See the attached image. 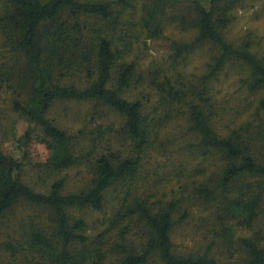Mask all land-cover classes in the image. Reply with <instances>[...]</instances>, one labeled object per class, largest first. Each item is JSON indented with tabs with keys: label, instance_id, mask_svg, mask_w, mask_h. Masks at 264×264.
Listing matches in <instances>:
<instances>
[{
	"label": "trees",
	"instance_id": "trees-1",
	"mask_svg": "<svg viewBox=\"0 0 264 264\" xmlns=\"http://www.w3.org/2000/svg\"><path fill=\"white\" fill-rule=\"evenodd\" d=\"M182 1L0 0V89L28 124L18 146L34 140L47 152L32 161L0 147V264H264V231H254L264 215V58L225 37L243 0H192L190 19L173 10ZM188 19L172 59L141 75L133 52ZM208 46L204 72L187 80L188 58ZM231 61L257 94L243 113L215 87ZM86 104L118 115V127L64 123V111ZM175 154L168 189H147L146 164ZM195 202L214 238L179 250L173 234ZM212 246L242 255L223 261Z\"/></svg>",
	"mask_w": 264,
	"mask_h": 264
},
{
	"label": "rangeland",
	"instance_id": "rangeland-1",
	"mask_svg": "<svg viewBox=\"0 0 264 264\" xmlns=\"http://www.w3.org/2000/svg\"><path fill=\"white\" fill-rule=\"evenodd\" d=\"M190 1L184 0L177 3L173 10L190 19V14L193 13L190 7ZM181 28H175L170 25L161 37L155 40H146V44H140L139 49L135 52L140 56L141 75L148 72L149 66H155L156 63L166 62L172 59L173 50L171 45L175 39H186L183 30L188 29L190 20ZM225 37L232 43L238 44L241 41H248L256 49L255 51L264 58V0H243L242 3L235 9L232 22L224 30ZM188 37V35H187ZM0 53L5 51L0 50ZM212 53L211 48L205 47L199 50L196 54L191 55L184 67V76L187 80H193L197 75L204 72L205 64L209 60ZM0 54V56H1ZM245 72V67H242L238 61H231L226 69L221 73V82L215 83L216 90H220V96H224V101L227 106L231 107L234 112L243 113L246 110L254 108L256 104V96L254 92L247 89L246 83L240 79V75ZM227 100V101H226ZM56 108L50 111L52 117ZM73 111L64 113V123H69L73 126H78L84 119L88 121L89 128L101 126L103 129H115L119 125V117L112 111L106 108H99L92 112L91 105H76L72 108ZM97 111V112H96ZM247 114H245L246 117ZM28 127V124L14 111L11 107V96L0 89V147L8 154L21 157L25 155L32 161H43L47 152L44 146L36 141H30L27 144L18 146L17 139L22 135L23 131ZM114 134V133H113ZM107 134L106 138H109ZM174 156V155H173ZM171 161L174 165H171ZM180 158L175 154L171 156L154 157L145 166L147 173H144L147 178L143 185L150 191H159L162 188L168 189L167 184L162 180L166 172L174 166H180ZM75 169L70 171V184H74ZM193 215L188 220H183L173 234V241L179 250H205L211 246L214 238L209 226V218L204 211L202 205L196 202L193 204ZM89 218L101 217L99 214H89ZM203 217V218H201ZM262 229L264 231V215L257 223L254 231ZM6 230L2 228L0 231ZM237 235H252L253 231L239 230ZM2 234L0 233V238ZM210 252L217 258L223 261H236L242 252L235 248L234 251H226L221 247L212 246ZM157 264V262H150Z\"/></svg>",
	"mask_w": 264,
	"mask_h": 264
}]
</instances>
